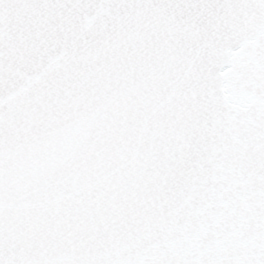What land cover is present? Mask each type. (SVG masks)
<instances>
[{
  "label": "snow or ice",
  "instance_id": "6c2138e0",
  "mask_svg": "<svg viewBox=\"0 0 264 264\" xmlns=\"http://www.w3.org/2000/svg\"><path fill=\"white\" fill-rule=\"evenodd\" d=\"M0 264H264V0H0Z\"/></svg>",
  "mask_w": 264,
  "mask_h": 264
}]
</instances>
